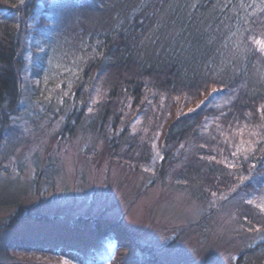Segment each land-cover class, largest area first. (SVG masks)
<instances>
[{"label": "trees", "instance_id": "obj_1", "mask_svg": "<svg viewBox=\"0 0 264 264\" xmlns=\"http://www.w3.org/2000/svg\"><path fill=\"white\" fill-rule=\"evenodd\" d=\"M243 3L250 6L242 7L241 0H0V143L10 132L7 124L20 109L25 49L37 51L36 64L43 61L44 53L37 49H42L47 34L61 19V5L71 11L93 5L110 14L107 25L88 40L92 53L76 87L85 98L80 95L70 102L66 118L71 123L63 127L68 130L76 125L92 107L93 128L109 143L118 163L132 167L145 163L152 145L161 152V162L174 153H192L179 173L200 178V190L216 195L218 201L233 196L228 194L230 185L245 176L241 190L264 189V143H260L264 135L260 111L264 105V55L249 41L241 43L243 37L264 32V13L253 0ZM249 28L253 31L248 32ZM90 41L95 45L90 46ZM212 87L218 92L204 98L199 108L183 110L199 104L202 94ZM137 121L138 130L155 123L153 134L145 136L138 130L132 134ZM249 141L257 150L244 154ZM119 145L123 152H115ZM234 152L240 155L235 162L231 160ZM207 154L215 159H208ZM153 158L158 160V155ZM239 167L241 171H235ZM14 221L13 217L0 225V230ZM93 225L96 240L90 238L80 247L63 239L54 243L21 236L8 239L0 247V264H71L67 260L40 262L46 250L62 249L92 252L107 260L114 230L110 224ZM126 233L146 255L139 264H164L155 246L141 242L130 230ZM261 247L264 240L244 254ZM24 253L31 257L21 260Z\"/></svg>", "mask_w": 264, "mask_h": 264}, {"label": "rangeland", "instance_id": "obj_2", "mask_svg": "<svg viewBox=\"0 0 264 264\" xmlns=\"http://www.w3.org/2000/svg\"><path fill=\"white\" fill-rule=\"evenodd\" d=\"M63 7L55 30L47 34L41 47L43 61L35 63L37 51L25 49L23 54L20 109L7 124L10 132L0 143V225L15 220L8 229L0 230V247L20 236L47 243L63 239L80 247L90 238L96 240L93 223L98 222L110 224L114 230L107 260L92 252L62 249L46 250L40 262L139 264L146 255L127 236L126 230H130L141 242L155 246L164 264H264V247L244 254L264 240L260 207L264 189L241 190L247 176L230 185L228 194L233 196L218 201L216 195L200 190V178L179 173L192 153H174L161 162V152L151 145L150 159L132 167L115 161L109 143L94 130L89 111L68 130L63 127L71 123L66 118L70 102L80 95L85 98L76 87L92 53L88 40L107 25L110 14L93 5L74 11ZM64 92L69 95L63 96ZM208 93L199 99L204 100ZM189 108L196 104L183 110ZM138 122L133 124L132 134H153L155 123L138 130ZM119 146L115 152L124 151ZM235 158L239 160L240 155L231 160L235 162ZM235 171H241L240 167ZM30 257L24 253L20 259Z\"/></svg>", "mask_w": 264, "mask_h": 264}, {"label": "snow or ice", "instance_id": "obj_3", "mask_svg": "<svg viewBox=\"0 0 264 264\" xmlns=\"http://www.w3.org/2000/svg\"><path fill=\"white\" fill-rule=\"evenodd\" d=\"M253 4H254L256 7L259 8V11H260L261 13H264V0H259V3H258V4L256 3V0H253ZM195 6H196V5H193V7H195ZM223 6H224V7H227L226 4L223 5ZM241 6H242V7H249L250 5L244 4V3H243V0H241ZM262 26H264V25H262ZM252 31H253V29H251V28L248 29V32H252ZM233 35H235V33H234ZM245 40H246V41H249V42L251 43V45L256 46V50H257L261 55H264V32H262V33L260 34V36H256V35H248V36H246V37H243V38L241 39V43H243ZM37 50H38V51H43V49H37ZM248 50L251 51L252 49L249 48ZM216 82H217V83H222V81H220V80H217ZM216 92H218V89H217L216 87H212V88H211V91L209 92V95H208L207 97H205V100L209 99V97H211L212 93H216ZM68 95H69L68 92H64V93H63V96H68ZM63 96L60 97V102H61V103L63 102ZM50 98H51V97H49V99H50ZM205 100L200 101V103L196 105V108H199L200 105L204 104V103H205ZM93 103H96V101L94 100ZM88 111L91 113V112L93 111V108H92V107H89V108H88ZM193 111H195L194 108H189V109H188V112H193ZM260 111H261V114L264 115V105L261 106ZM185 115H186V113H185ZM262 127H264V125H262ZM253 134H254V135H258L257 133H253ZM243 143H244V142L242 141V142H241V147L243 146ZM260 143H264V135H261V137H260ZM248 144H249V147H248L247 149H243L244 151H247L248 153H252V152H254L255 150H257V148H256L254 142L249 141ZM201 147H204V145H201ZM236 154H237V153H235V152L232 153L233 156H235ZM209 159H215V157H214V156H213V157H209ZM228 166H229V167H235L234 164H229ZM247 203L251 204L252 201L249 200V201H247ZM260 207H261V210L264 211V205H261Z\"/></svg>", "mask_w": 264, "mask_h": 264}]
</instances>
